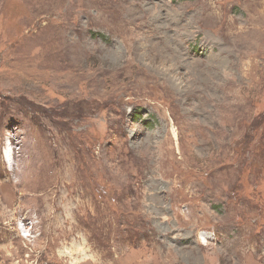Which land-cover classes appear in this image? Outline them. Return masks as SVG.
Returning a JSON list of instances; mask_svg holds the SVG:
<instances>
[{"label": "rangeland", "instance_id": "rangeland-1", "mask_svg": "<svg viewBox=\"0 0 264 264\" xmlns=\"http://www.w3.org/2000/svg\"><path fill=\"white\" fill-rule=\"evenodd\" d=\"M0 264H264V0H0Z\"/></svg>", "mask_w": 264, "mask_h": 264}, {"label": "bare ground", "instance_id": "bare-ground-1", "mask_svg": "<svg viewBox=\"0 0 264 264\" xmlns=\"http://www.w3.org/2000/svg\"><path fill=\"white\" fill-rule=\"evenodd\" d=\"M7 159H8V160L14 159L13 154H9V153H8V155H7Z\"/></svg>", "mask_w": 264, "mask_h": 264}]
</instances>
